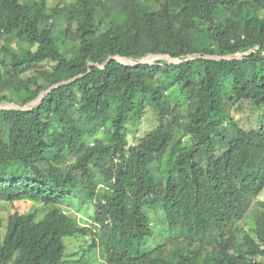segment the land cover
Here are the masks:
<instances>
[{"label":"trees","instance_id":"trees-1","mask_svg":"<svg viewBox=\"0 0 264 264\" xmlns=\"http://www.w3.org/2000/svg\"><path fill=\"white\" fill-rule=\"evenodd\" d=\"M157 54L188 60H119ZM6 101L0 205H35L0 213V264H264V0H0ZM149 210L168 237L147 250ZM67 236L92 241L66 255Z\"/></svg>","mask_w":264,"mask_h":264},{"label":"rangeland","instance_id":"rangeland-1","mask_svg":"<svg viewBox=\"0 0 264 264\" xmlns=\"http://www.w3.org/2000/svg\"><path fill=\"white\" fill-rule=\"evenodd\" d=\"M64 27L65 24L61 23L58 25L56 31L61 32L64 30ZM243 55L244 54H235L232 57H241ZM158 59H165L168 62H179V59H171L170 57L162 56V55L161 56L147 55L145 56L144 61L153 62ZM121 60L130 64H134L131 63V61L129 60H125L122 58ZM171 97L174 103L184 102V95L181 94V92L177 87L171 90ZM30 105L32 104L31 103L27 104L23 108H27ZM0 107L19 108V106L16 103L10 101L3 102L2 104H0ZM230 112L236 119L237 123L245 128H252L256 123L257 113L251 112L249 106H247L246 104L237 103L235 106H232L230 108ZM156 124H157V119L155 116L154 109L152 107H147L145 113L140 118H137L136 120H130L127 123L126 132H127V139L129 144L130 145L134 144L137 138L143 136ZM258 199H264V189L259 195V197L252 202L251 208H254L253 204H256ZM34 205L35 203L25 200L15 201L12 203L2 202L0 205V213L4 217L5 222H7L8 217L11 213L17 210L21 212L29 210L33 208ZM72 212L75 213L76 211L73 209ZM255 212H257V210H255ZM255 212L249 214V216L247 215L244 217L245 227L251 228L253 226V221H254L253 216L255 215ZM93 213H94V203L89 201L88 203L85 204V206H83L82 210L78 214L79 215L78 217L82 219L88 218ZM149 213L153 222L152 223L153 233L147 239V242L144 246V248L147 250L152 249L153 247H155L160 243H163L168 237L167 225L163 220V213L161 211L154 212L153 210H149ZM91 241L92 240L90 236L81 237V238L67 236L65 238V242L67 243V247L65 250L66 255H71L74 252H78L79 255L83 254L84 253L83 248L88 247V244H90Z\"/></svg>","mask_w":264,"mask_h":264},{"label":"water","instance_id":"water-1","mask_svg":"<svg viewBox=\"0 0 264 264\" xmlns=\"http://www.w3.org/2000/svg\"><path fill=\"white\" fill-rule=\"evenodd\" d=\"M236 54H246V52H239V53H236ZM161 55H162V54H157V55H154V56H161ZM162 56H167V57H170L171 59H179V58H173V57H171L170 55H162ZM115 58H116V57H115ZM144 58H145V57H143L140 61H138L137 63H134V64H132V65H137V64H139V63L147 62V61H144ZM110 59H111V58H109L108 60H110ZM119 60L122 61L121 59H119ZM185 60H188V59H185ZM185 60L179 59V62H184ZM122 62L125 63V64H130V63H127V62H125V61H122ZM49 90H50V89H49ZM49 90H48V91H49ZM48 91L42 93V95L39 96V97H38L37 99H35L34 101H32L31 104H33V103L39 101V100L44 96V94L47 93ZM0 109H2V107H0Z\"/></svg>","mask_w":264,"mask_h":264}]
</instances>
